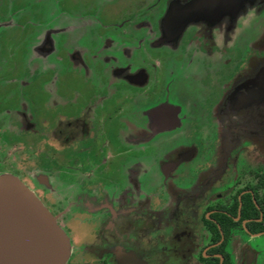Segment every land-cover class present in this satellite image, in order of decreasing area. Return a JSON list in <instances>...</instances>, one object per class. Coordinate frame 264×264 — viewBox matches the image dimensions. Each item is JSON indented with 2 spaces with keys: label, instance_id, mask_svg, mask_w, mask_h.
<instances>
[{
  "label": "flooded vegetation",
  "instance_id": "flooded-vegetation-1",
  "mask_svg": "<svg viewBox=\"0 0 264 264\" xmlns=\"http://www.w3.org/2000/svg\"><path fill=\"white\" fill-rule=\"evenodd\" d=\"M76 1L0 0V179L62 264H264V0Z\"/></svg>",
  "mask_w": 264,
  "mask_h": 264
},
{
  "label": "water",
  "instance_id": "water-1",
  "mask_svg": "<svg viewBox=\"0 0 264 264\" xmlns=\"http://www.w3.org/2000/svg\"><path fill=\"white\" fill-rule=\"evenodd\" d=\"M67 240L11 179H0V264H62Z\"/></svg>",
  "mask_w": 264,
  "mask_h": 264
},
{
  "label": "rangeland",
  "instance_id": "rangeland-1",
  "mask_svg": "<svg viewBox=\"0 0 264 264\" xmlns=\"http://www.w3.org/2000/svg\"><path fill=\"white\" fill-rule=\"evenodd\" d=\"M51 3H53V5L59 10V12H61L62 14H64V12L68 13V14H73L74 18L77 17V12L78 9L77 7L79 6V1L77 3L76 0H70L69 2L67 0H62L60 2V0H50ZM91 1V0H88ZM132 2V0H129ZM94 4L96 5V7H100L103 5V3H100L99 1H95ZM122 5H119V7H121ZM123 10H121L122 12ZM89 15L93 16L95 19L97 18L96 16V10H89Z\"/></svg>",
  "mask_w": 264,
  "mask_h": 264
}]
</instances>
